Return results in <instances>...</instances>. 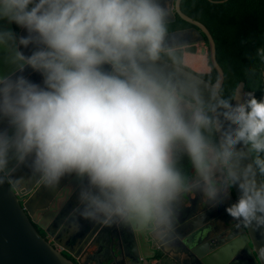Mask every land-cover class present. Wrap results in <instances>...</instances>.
<instances>
[{
    "label": "clouds",
    "instance_id": "1",
    "mask_svg": "<svg viewBox=\"0 0 264 264\" xmlns=\"http://www.w3.org/2000/svg\"><path fill=\"white\" fill-rule=\"evenodd\" d=\"M173 13L169 0H0V180L26 170L56 212L74 196V218L161 244L185 193L216 204L235 187L225 211L264 231V94L191 74ZM248 55V79L264 76V44Z\"/></svg>",
    "mask_w": 264,
    "mask_h": 264
},
{
    "label": "water",
    "instance_id": "2",
    "mask_svg": "<svg viewBox=\"0 0 264 264\" xmlns=\"http://www.w3.org/2000/svg\"><path fill=\"white\" fill-rule=\"evenodd\" d=\"M180 1L169 0L174 8L170 22L177 14L192 26L171 33L183 37L182 46L207 38L208 55L217 78L213 82L203 79L208 86L222 87L224 71L216 58L214 38L202 22L182 12ZM28 75L35 81L40 79L37 73L29 72ZM236 87L240 90L237 99H243L245 93L251 91L245 88L243 81ZM238 195L233 187L227 206ZM184 199L191 201L186 193ZM55 200L52 193L40 187L39 181L28 179L26 170H18L13 177L0 180V264H90L95 261L97 264H123L127 259L134 264H165L166 256L172 263L178 260L166 251L167 243H158L149 235L137 237L126 228L105 227L83 219L71 222L76 219L72 216L75 197L67 200L59 212L55 211ZM201 204L202 212L196 217L191 216L192 207L185 205L179 209L176 232L170 240L183 239L181 248L191 256L193 264H264V231L246 227L229 215L228 219L201 227V221L207 220L204 217L208 213L212 217L218 206L205 199ZM127 234L131 238L130 246L126 245ZM100 243H107L102 248L104 253L94 249Z\"/></svg>",
    "mask_w": 264,
    "mask_h": 264
},
{
    "label": "trees",
    "instance_id": "3",
    "mask_svg": "<svg viewBox=\"0 0 264 264\" xmlns=\"http://www.w3.org/2000/svg\"><path fill=\"white\" fill-rule=\"evenodd\" d=\"M180 8L186 15L202 22L210 31L216 45V58L224 71L222 87L225 91L243 81L245 88L257 87V98L264 94V78L249 80L245 65L252 63L249 52L264 44V0H181ZM192 26L176 14L169 22L170 32ZM183 60L187 69L203 74L213 82L217 72L208 55V41L183 45ZM264 72V66L261 67Z\"/></svg>",
    "mask_w": 264,
    "mask_h": 264
},
{
    "label": "crops",
    "instance_id": "4",
    "mask_svg": "<svg viewBox=\"0 0 264 264\" xmlns=\"http://www.w3.org/2000/svg\"><path fill=\"white\" fill-rule=\"evenodd\" d=\"M186 194H188V198H190L191 201L189 202V199H184L183 202H182V204H181V206H180V208L184 207L185 205L186 206H189V207H192V211L193 212L191 213V216L196 217L198 214H200L202 212V204H201V201L204 198L198 192H195V193L189 192V193H186ZM228 200H229V198L227 197L224 200L223 203H216V204H218V206L216 207V213L213 211L212 212V217H209V213H208V215H206V217H204L208 221L207 220L206 221H201V223L199 225L201 227L202 226H210V225H213L214 222L217 221V220H220V219H228V214H226L227 212L225 211V208L227 206ZM214 205L211 206L209 209H211L212 207H214ZM76 220H78V219H74L71 222H74L75 223V222H77ZM126 239H127L126 245L130 246V244H129L130 241H131L130 235L127 234L126 235ZM182 241H183V239H180L179 237H176L175 239H173L172 241H170V242L167 243L166 248H167L168 254H170V256L171 255L175 256L178 260H175V261H177L176 263L174 261L172 263V260L168 257V258H165V261H164L165 264H193V260L191 259V256H188L183 251V249L180 246V243ZM106 244L107 243H100L99 244L100 246L95 245L94 246V249H96L99 252H103L104 253V251H103L102 248H105ZM123 247L125 249L124 242H123ZM90 264H97V263L95 261V262H92ZM123 264H134V263H132L130 260L127 259V260H125L123 262ZM194 264H196V263H194Z\"/></svg>",
    "mask_w": 264,
    "mask_h": 264
},
{
    "label": "flooded vegetation",
    "instance_id": "5",
    "mask_svg": "<svg viewBox=\"0 0 264 264\" xmlns=\"http://www.w3.org/2000/svg\"><path fill=\"white\" fill-rule=\"evenodd\" d=\"M15 26V25H14ZM40 232H42L41 230H40ZM172 246V245H171ZM180 246H181V244H180ZM166 251H167V248H166ZM64 252V254L66 253L65 251H63ZM169 256H166V258H168ZM170 258V257H169ZM118 264H121V262L120 263H118Z\"/></svg>",
    "mask_w": 264,
    "mask_h": 264
},
{
    "label": "rangeland",
    "instance_id": "6",
    "mask_svg": "<svg viewBox=\"0 0 264 264\" xmlns=\"http://www.w3.org/2000/svg\"><path fill=\"white\" fill-rule=\"evenodd\" d=\"M43 232V231H42ZM67 253V252H66ZM68 254V253H67ZM69 255V254H68Z\"/></svg>",
    "mask_w": 264,
    "mask_h": 264
}]
</instances>
